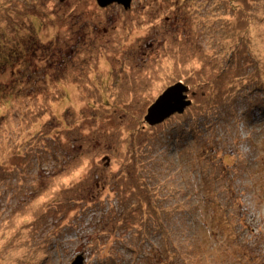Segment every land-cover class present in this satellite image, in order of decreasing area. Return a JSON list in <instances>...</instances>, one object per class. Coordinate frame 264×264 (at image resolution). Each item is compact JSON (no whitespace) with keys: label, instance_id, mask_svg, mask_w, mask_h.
<instances>
[{"label":"rangeland","instance_id":"1","mask_svg":"<svg viewBox=\"0 0 264 264\" xmlns=\"http://www.w3.org/2000/svg\"><path fill=\"white\" fill-rule=\"evenodd\" d=\"M129 2L0 0V264H264V0Z\"/></svg>","mask_w":264,"mask_h":264},{"label":"water","instance_id":"2","mask_svg":"<svg viewBox=\"0 0 264 264\" xmlns=\"http://www.w3.org/2000/svg\"><path fill=\"white\" fill-rule=\"evenodd\" d=\"M114 1L122 2L127 7L130 4L129 0H97L98 4L100 6L108 5ZM180 89H181V85L177 84L173 87L168 88L167 91L162 93L157 98V100L147 108V112L143 118L145 123H147L148 125H154V124L163 122L165 119H167V117L174 114V112L175 113H182L184 111V109L187 107V105L190 104L191 102L187 101L186 106H185V104H181V102H180L181 98H179V96L177 95L178 90L180 91ZM183 91H188V87L183 86L182 92ZM171 92H173V94H171ZM176 97H178L179 99H176ZM82 262H83V257L81 255H79L76 257V262L75 263L73 262V263L74 264H82Z\"/></svg>","mask_w":264,"mask_h":264},{"label":"flooded vegetation","instance_id":"3","mask_svg":"<svg viewBox=\"0 0 264 264\" xmlns=\"http://www.w3.org/2000/svg\"><path fill=\"white\" fill-rule=\"evenodd\" d=\"M96 3H97V5H98V2H97V0H96ZM109 5V4H108ZM131 4H129V6H130ZM99 7H101L100 5H98ZM84 30H85V32L84 33H81L80 35H84V37L85 36H87L88 37V40H89V42H90V39H91V36H90V34H91V30L89 29V27L87 26V28H83ZM72 35V34H71ZM89 42H87V41H85V44H88ZM40 43H45V42H43V41H40ZM12 64H14V62L12 63Z\"/></svg>","mask_w":264,"mask_h":264},{"label":"trees","instance_id":"4","mask_svg":"<svg viewBox=\"0 0 264 264\" xmlns=\"http://www.w3.org/2000/svg\"><path fill=\"white\" fill-rule=\"evenodd\" d=\"M56 41L58 42L59 40L56 39ZM52 42H53V41H52ZM52 42L49 43L48 45L51 46V45L53 44ZM39 43H40V41H39ZM40 44H41V43H40ZM63 45H64V44H63ZM87 48H89V45H87ZM60 55H62V54H59V56H60ZM50 56L53 57L52 54H50ZM52 59H53V58H52ZM182 76H184V75H182ZM189 101L191 102L190 104H192V100H189ZM0 166H1V165H0ZM1 171H3V169H0V176H1L2 178H5V179H6L7 177H5V176L3 175L4 172H1ZM0 181H1V180H0ZM168 251H169V250H168ZM169 255H170V253L168 252V253L166 254V257L169 256Z\"/></svg>","mask_w":264,"mask_h":264}]
</instances>
